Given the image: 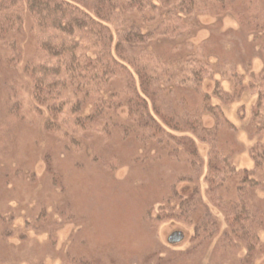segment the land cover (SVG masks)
<instances>
[{
	"label": "trees",
	"instance_id": "16d2710c",
	"mask_svg": "<svg viewBox=\"0 0 264 264\" xmlns=\"http://www.w3.org/2000/svg\"><path fill=\"white\" fill-rule=\"evenodd\" d=\"M226 16L246 36L264 38V0H0V50L6 65L18 66L26 28L27 90L44 129L63 147L133 146L140 160L171 164L175 173L157 207L146 208L149 227L192 225L191 253L216 238L217 261L241 253L238 264H252L264 230V72L244 85L229 63L233 82L225 91L215 72L226 55L217 57L213 37L193 40L202 18L214 27ZM245 86L256 94L241 125L252 140L247 146L225 112ZM15 105L8 93L0 148L19 122ZM241 147L250 164L240 167L234 157ZM134 161L124 160L137 167ZM111 163L101 165L112 170Z\"/></svg>",
	"mask_w": 264,
	"mask_h": 264
},
{
	"label": "rangeland",
	"instance_id": "374dc122",
	"mask_svg": "<svg viewBox=\"0 0 264 264\" xmlns=\"http://www.w3.org/2000/svg\"><path fill=\"white\" fill-rule=\"evenodd\" d=\"M212 21L202 18L205 27L193 40L213 37L220 45L215 49L217 57L226 55L225 63L218 60L215 72L221 88L228 91L232 86L229 63H234L244 85L250 77L257 82L264 72V38L246 36L231 16L214 27ZM23 30L18 66H13L14 61L6 65L8 55L0 50V112L10 93L16 96L19 113L13 138L0 148L3 264H238L241 253L221 261L214 258L216 238L201 254L191 253L192 225L169 221L149 227L146 208L151 205L155 210L165 183L175 173L167 161L140 160L133 146L111 151L96 147L93 141H85L83 149L76 151L47 133L22 71L32 48L26 28ZM210 60L217 58L211 56ZM255 98V90L245 86L240 99L225 108L227 117L240 128L238 138L243 146L252 142L241 125L248 121ZM241 112L245 116L240 117ZM242 151L234 157L240 167L250 164ZM129 157L138 160L134 161L137 167L124 162ZM113 159L112 170L101 165ZM260 196L264 205V190ZM175 231L181 232V239L168 242ZM252 264H264V230Z\"/></svg>",
	"mask_w": 264,
	"mask_h": 264
},
{
	"label": "flooded vegetation",
	"instance_id": "af4514ba",
	"mask_svg": "<svg viewBox=\"0 0 264 264\" xmlns=\"http://www.w3.org/2000/svg\"><path fill=\"white\" fill-rule=\"evenodd\" d=\"M181 237H182L181 232L175 231L169 236L168 242L170 243L178 242L181 239Z\"/></svg>",
	"mask_w": 264,
	"mask_h": 264
}]
</instances>
